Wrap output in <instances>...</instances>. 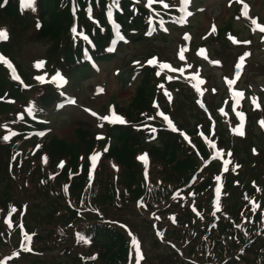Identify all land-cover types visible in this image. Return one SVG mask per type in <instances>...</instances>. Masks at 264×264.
<instances>
[{"label":"rangeland","instance_id":"rangeland-1","mask_svg":"<svg viewBox=\"0 0 264 264\" xmlns=\"http://www.w3.org/2000/svg\"><path fill=\"white\" fill-rule=\"evenodd\" d=\"M146 1L132 2L129 6L135 9L140 8L141 10L137 11L135 16H137L138 21L149 24L148 18L144 15L141 16ZM227 1L191 0L189 6L192 15L184 19L182 15L178 14L173 22L165 20L167 32L162 33V35L149 36L151 39L132 38L131 44L122 47V52L119 55L120 60L114 58L106 62L100 73L90 75L94 77L88 78L84 82L78 83L76 80H71L68 91L77 94L79 106H84V108L88 106L104 112L106 104L113 102L117 105L119 113H122L129 120L127 122L128 128L122 130L124 134L129 136L127 138L128 144L115 149V152H113L114 154L119 153V151L124 152L120 163L127 174L121 176L128 183V179L132 181V170L130 169L132 164L129 157L136 152L134 145L137 143L136 137L127 134L130 131L128 129L133 126L130 121L138 120L139 126H145L149 122V112L143 113L146 119L141 120L142 114L138 115L140 111L149 110L147 108L149 100L144 99V92L141 91L137 96L138 102L136 103L134 99L137 93L134 89L140 81L127 86L125 81L122 83L121 77L118 78L112 71L116 66H120L121 72L125 73L124 71L127 69L126 62L144 60L150 55L158 58V62L152 64V66H160V62H164L165 59L175 60V53L179 55L177 62L172 63L175 69L182 71L183 74H196L195 69H197L200 79L204 80L203 85L200 91H197L194 83L188 82L186 78H183L184 82L176 83L178 89L174 91L176 93L174 104L177 110L175 107L174 115L177 125L189 131V135H194V130L199 125L208 127L214 125L215 135L221 138L217 142V148L223 156V162L228 161L227 165H230L234 154L236 165H239V167L233 168L236 174L221 176L230 182V190L223 189L222 183L216 181L215 177L219 175L218 172L216 176L211 177L212 182L205 189L203 199L208 198L207 205L210 211L220 209L219 202L228 195L227 192L230 193L232 200L229 199L226 205L231 209L234 208L235 200H238L237 207L243 209L244 212H240L239 216L236 213L229 214L228 217L233 220L221 221L219 226H224L223 229L226 235H237L242 238L243 235L248 237L247 232L249 229L246 230V228L250 227L253 214L257 210H264V127L260 124L261 121H264V39H262L264 34L249 21L255 19L259 25L264 26V0H243L249 2L253 7V10L249 11L251 19L245 17L246 10L243 5H247V9H250L248 4L238 5L236 3H241L240 1L235 3L234 0H231L225 6ZM60 2L61 4L57 8L58 25L48 28L49 26L45 27L46 25L42 26L39 23L45 17L41 0H34L35 10L25 9L23 11L20 9L19 0H0V5H2L0 6V29L5 30L8 36L3 44L5 48L3 45H0V47L3 54L9 55L10 58H8L15 65L21 82L28 80L40 83L41 81L37 79L40 74L49 75L50 71L57 70L58 67L66 72L69 65L74 66L65 60L72 49L79 46L77 43L79 39H73L72 31H70V28L74 26L70 13L74 5L72 0H61ZM109 2H112V0H109ZM167 4H170V2L167 1ZM91 6H94L91 7L92 12L99 16L100 4L96 3ZM176 6L181 7V4ZM188 12L189 10L185 13ZM138 15L141 17H138ZM154 18L157 19L156 16ZM180 20H184L187 24L180 22ZM212 22L217 24L215 26L216 35H214L212 29L213 25L211 26ZM151 23H153L152 20ZM38 24L39 27H37ZM94 26V23L90 22L87 30H85L90 33L89 39L93 43L90 46H93V48L97 45L101 46L100 43H95V32L91 29ZM254 28L255 30H253ZM151 30L152 28L149 27L148 32H151ZM185 33L191 36L192 42L195 40L197 41L196 44H200V54L195 51L191 44L186 46L181 44L180 36L184 35L185 37ZM202 36H210V39L205 40L203 44L200 39ZM230 36L235 38L237 42L233 43L229 39ZM253 36L255 40L253 38L254 41H251ZM99 37L106 36L99 33ZM184 40L187 41L185 38ZM182 49L184 50L183 55L187 59H180ZM192 50L197 54L191 55ZM237 53H241L242 58L241 62L238 63L239 67L236 69L237 76L234 77L232 70L228 72V67L230 68L232 62L230 58ZM40 61L44 63L41 67H37L36 65ZM213 61L219 63H213ZM237 61L238 58H236ZM233 65L232 62V69H234ZM227 76L235 81L231 89H227L225 85ZM49 77L47 78L48 82L53 83V80L50 81ZM0 78L6 87L3 95L2 90H0V112H6V106L16 96V90L3 67H0ZM144 81L151 88L150 77L144 75ZM101 82H105V94L96 95L94 84H100ZM74 88L75 90H73ZM49 92L50 94L42 98L44 94L42 88L34 91L25 90L14 102L18 112L13 109L7 116L2 114L0 116V125L6 126L0 127V141L2 130H10L11 132L19 130L16 123H21L18 120L23 118L24 111L28 112L30 106L34 115L38 113L41 115V112L46 109V112L51 115V125L49 127L53 130L51 134L53 138L49 140V143L47 138H36V141L42 143V147L37 150L34 149L33 144H30L32 143L30 141L34 139L28 137L18 140L13 137V140H15L13 146L0 144V262L2 264H78L76 257L73 260L66 257L59 258V251L53 250L52 243L49 246L44 245L40 238L43 236L49 238L58 230L50 225H44L41 218L49 220L48 222L60 223L59 219H55L56 215L66 207V204L74 200L73 195L81 193L79 190L83 186L80 181L75 184L71 180L78 177V175L72 174L77 172L76 164L72 165V162L75 163V158H78L77 162L80 166L82 161L79 155L83 154L86 157V153L90 149L96 148L100 140L96 135L99 134V131L94 129L91 120L82 114L79 108H68L65 111L68 117L52 114L51 104L48 101L56 95H61L62 86L54 85ZM235 92H241L242 97H235L233 95ZM253 98H255V103H253ZM197 99L203 103L202 108L197 106ZM256 104H259L258 108ZM44 106H46L45 109ZM21 107L24 109L23 112L19 111L22 109ZM220 109H223V112ZM240 112L244 113L243 122L237 115ZM96 131L98 132L96 133ZM240 132H243V135H240ZM223 137H225V141H223ZM131 144L133 145L131 146ZM195 144L199 145V143ZM192 145L193 142H191ZM228 147L233 149L231 157H228L230 150L225 149ZM175 148L179 149V146L176 145ZM253 149L256 150L255 153H253ZM26 151L34 153L33 156L31 157ZM18 152L20 153L17 154ZM182 152L184 153L182 157L187 158L186 151L182 150ZM179 155L181 156L180 153ZM159 156L162 158V154H159ZM182 157L179 163L172 167L176 170L168 169L169 182L166 180L167 183L178 184L181 182L183 184L187 171L182 165ZM35 159L36 161H34ZM61 161H63V167H58ZM187 163L189 165L190 161H187ZM37 166L39 168L31 174L29 171L36 169ZM26 167H30L29 171L25 169ZM192 168L197 170L191 162L189 170ZM102 171L106 172L105 169ZM119 173L121 174V172ZM81 174H86V171H82ZM175 175L177 176L175 177ZM209 175L210 171L204 174L203 177L206 176L209 179ZM137 176L135 175L134 181ZM97 178L95 185L92 184L91 191L96 190L98 192V187L100 190L102 189L100 185L103 183V174L98 175ZM8 184L10 187H8ZM65 186H67V191H65ZM217 186L221 189L219 196L216 193ZM5 189H8L7 193H5ZM215 196L218 203L213 201ZM244 196H246V199ZM50 203L51 207L48 208L47 204ZM254 204L258 206L254 208ZM3 205L6 206L5 210L2 208ZM164 206L165 204H159L157 208L160 211ZM237 207L234 209H237ZM173 208L174 206L171 205L170 209L173 210ZM175 211L176 214L183 215L184 219L188 220L182 202H179V207L175 208ZM8 213H13L12 215L18 219L14 222V225L19 222L24 214V220L29 227L28 230L39 237L35 236L30 237V240H23L18 227L8 225L12 220L11 217H8ZM170 213L160 211L156 213V216H152L151 213L138 205L130 206L125 211H120L115 206L110 205L106 207L103 216L105 219L123 222L132 229L134 235L131 234L136 237L141 250L142 259L139 260V264H209L204 251L199 249L200 245L198 243L202 242L203 232L200 228V236L198 235L196 217H193L188 226L185 223L182 224L183 231L173 235V232L181 230V227L174 228L173 216ZM6 215L7 222H5ZM224 215L227 214L224 212ZM257 219H260V217H257ZM213 220L210 216L209 223H204V226L208 225L209 229L215 228L216 226L211 224ZM178 223L181 224L180 218H178ZM81 224L75 225L72 228V233ZM218 224L219 221H217ZM187 230L188 232H186ZM129 232L128 236L132 239ZM158 232L161 235L158 236ZM212 235L210 239L216 240L219 238V234L213 232ZM217 244L216 247L211 245L208 249L213 255L218 256L217 250L220 249L221 243L217 242ZM21 250H31L34 253L41 251L42 255L29 256L20 253ZM73 251L79 254L87 250L78 248ZM92 251L106 255L104 248H96ZM131 251V259L127 260L126 264H136L137 258L134 246H132ZM129 253L127 245L125 255L128 256ZM72 255L76 256L75 253ZM222 255L232 256L233 253L227 251L226 254ZM218 257L223 258L222 256ZM95 264H99V262L97 261Z\"/></svg>","mask_w":264,"mask_h":264},{"label":"snow or ice","instance_id":"snow-or-ice-1","mask_svg":"<svg viewBox=\"0 0 264 264\" xmlns=\"http://www.w3.org/2000/svg\"><path fill=\"white\" fill-rule=\"evenodd\" d=\"M136 2L139 3V0H136ZM119 3H120V0H113V4H115L117 7L119 6ZM161 3H163V0H161ZM180 3L183 4V5H187L189 3V0H180ZM19 4H20V9L22 11L25 10V9L35 10L34 0H19ZM152 4H153V0H147V3H146L145 6L148 7V8H151ZM0 6H2V5H0ZM163 6L165 8H168L169 7L168 4H164ZM245 8H247V5H245ZM184 10L185 9H183V8L181 9V11H184ZM90 12H91V9H89V13ZM246 14L247 13L245 12V15ZM187 15H191V13L188 12ZM109 16H111V11L110 10H109ZM90 18H91V16H90ZM251 23L255 26V28H259V30L261 32H264V26H261V25L257 24V22H256L255 19H253L251 21ZM149 24H151V20L150 19H149ZM37 27H39V24L37 25ZM255 28L253 30H255ZM76 31H77V29L75 27L72 28V32L75 33ZM165 31H167V29H165ZM213 31H215V28H213ZM81 35H83V34L81 33ZM116 35L119 37V39H121V40L124 39V37L119 33V31L116 32ZM83 38L85 40L88 39L87 36H84ZM184 38L185 39H188L189 38L188 35H187V33H185V37ZM0 39H7V33L3 29H0ZM229 39H231L233 41V43H236L237 42L235 40V38H233L231 36L229 37ZM262 39H264V37H262ZM125 42H127V41H125ZM113 43H115V41H113ZM245 43H247V42H245ZM112 50H113L112 48H109L108 49V51H112ZM183 51L184 50L182 49L181 52H180V59L181 60L184 59ZM201 52H203V50H201ZM85 55H87V53H85ZM245 55H247V53H245ZM0 62H3L4 64H6L9 69H12V64L7 59H5L3 56H0ZM43 63H44L43 61H40V62L37 63L36 66L37 67H41L43 65ZM137 63H139V62H137ZM147 63L149 65L155 64L156 63V59L155 58L149 59L147 61ZM213 63H219V62L218 61H213ZM160 67L161 68H168L169 65L168 64H161ZM237 67H239V65H237ZM156 75L159 76L160 73L157 72ZM12 77H13V79L19 80V77L16 75V73H15L14 70L12 71ZM37 79L40 80L41 82L44 81V78L42 76L37 77ZM52 79H53V81H56L58 83H67V81L64 80V78L61 76V74L59 72H57L56 75L52 77ZM198 83H202V81H198ZM227 83L229 85H231L233 83V81L232 80H227ZM98 91H102V89H98ZM197 91H199V88H197ZM213 91H215V90L213 89ZM165 94L168 95L167 93H165ZM233 95L235 97H242L243 94L241 92H235V93H233ZM169 99H171L170 96H169ZM69 102L70 103H74L75 101L70 100ZM197 103H200V101H197ZM253 103H255V98H253ZM201 107H203V104H201ZM256 107L258 108L259 107V104H256ZM32 111H33V109L30 106L29 109H28L29 114H31ZM110 111H111V109H110ZM220 111L223 112V109H220ZM92 115L95 116L96 113L93 112ZM156 115L157 116H162L163 117V120L167 122L168 127L172 131H177V129L173 126V122L169 119V117L167 115H164L160 111H158L156 113ZM237 115L239 116L241 122H243V120H244V113L243 112H240V113H237ZM100 119L103 120V121H107L109 123H120V124L126 123L125 119L122 116L115 114L114 111L112 112L111 115L102 116V117H100ZM149 119H154V117H149ZM260 124H261L262 127H264V121H261ZM0 127H6V126L5 125H0ZM151 131L152 132H155L156 129L155 128H152ZM36 134L39 135V136H44L45 135V133L42 132V131L41 132H38ZM239 134L240 135H243V132H240ZM13 135H16V133L9 131L8 135H4L2 137V139L4 141H8L10 139V137L13 136ZM181 135L184 136V139L185 140L188 139V136L186 134L181 133ZM37 147H39V145H37ZM212 147H215V145L213 144ZM105 150H107V149H105ZM255 152H256V150L253 149V153H255ZM216 154L219 155V152H217ZM98 155L99 154H94V155H92L90 157L93 165L96 163ZM229 155H230V153H229ZM13 159H15V157H13ZM139 159L145 160V162H146V156H141V157H139ZM45 162H46V157H45ZM224 163L227 164L228 161H225ZM58 167H63V161L60 162V164L58 165ZM236 167H239V165H236ZM215 179H216L217 182H219L221 180V177L219 175H217L215 177ZM65 191H67V186H65ZM220 191H221L220 187L217 186L216 187L217 196H219ZM142 203H143L142 201H139L138 202V206H142ZM257 206L258 205H255V204L253 205L254 208L257 207ZM12 210L14 211L15 209H12ZM193 210H195V209H193ZM197 214L199 215V213H197ZM237 227H239V225H237ZM129 235L132 236L131 232H129ZM157 235L159 236V235H161V233L158 232ZM81 239H84V237H81ZM85 242H87V241L85 240ZM131 243H132V245L135 248V256L137 258L136 264H139V260L142 259V256H141V250H140V247H139V243H138V241H137V239H136L135 236H132ZM0 264H2V262H0Z\"/></svg>","mask_w":264,"mask_h":264},{"label":"trees","instance_id":"trees-1","mask_svg":"<svg viewBox=\"0 0 264 264\" xmlns=\"http://www.w3.org/2000/svg\"><path fill=\"white\" fill-rule=\"evenodd\" d=\"M3 87V86H2ZM172 162H174V160H171ZM204 188V187H203ZM8 189H5V193H7ZM201 189L198 190V192H200ZM224 226H218L217 227V233L219 234V238H217V242H220L221 243V247L222 245H225V243L223 244L222 243V240H220V236H225V240L227 238V235L225 234V231L223 229ZM101 236V234L99 232H97V235H96V241L99 240V237ZM104 240V239H102ZM210 244H216V243H212V241L210 242ZM218 245V244H216ZM119 245L116 244V242H112V240H109V244H108V247L113 250L115 248H118ZM229 246H233V243H226L225 245V249H226V252L228 251V247ZM221 247H220V253L218 254V256H221L223 253L221 251ZM223 249V247H222ZM224 250V249H223ZM264 246L262 247V249H258V248H255L254 251H253V256L251 255L250 256V260L251 261H248V260H245V262H242V264H264ZM261 253V254H260ZM218 258H221V257H218ZM243 261V260H242Z\"/></svg>","mask_w":264,"mask_h":264}]
</instances>
